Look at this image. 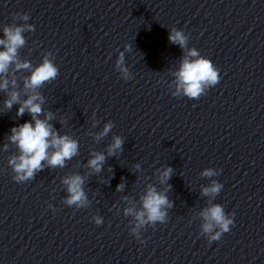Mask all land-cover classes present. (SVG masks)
<instances>
[{"label":"clouds","instance_id":"clouds-1","mask_svg":"<svg viewBox=\"0 0 264 264\" xmlns=\"http://www.w3.org/2000/svg\"><path fill=\"white\" fill-rule=\"evenodd\" d=\"M29 19L27 13H15L13 20L22 21V23L4 25L3 35L0 37V91L7 95L3 101V108L10 111L13 105L17 104L19 105L16 111L17 117L23 116L25 112L31 116L30 121L10 128V135L7 136L9 143L3 146L5 151L9 144L18 149V154L11 155L8 159V165L14 173L12 179L17 183L33 180L36 173L44 169L45 163L50 168L63 169L66 162L72 160L79 152V141L68 134L58 132L50 123L54 119V114L50 111L45 112L42 107L45 98L40 89L46 83L54 81L59 75V68L49 58L52 55L51 52L47 53L42 62L35 67L31 61L19 59L18 50L26 44L24 33L35 31V26L28 23ZM168 40L172 44L179 45L181 49H187L180 60L179 67L172 73L175 78V91L172 96L182 94L189 99L198 100L206 94L209 88L219 83L220 70L209 58L201 55L196 48H187L188 36L182 29L172 27L169 30ZM130 50L131 46L126 44L125 51ZM115 65L125 81L131 79L129 69L125 66L124 52L118 55ZM23 70H28L29 75L23 78L21 90L16 74ZM21 91L25 96L23 99H21ZM112 127L111 122L105 123L103 129L95 133V139L100 140L107 136ZM123 143L122 137L114 136L112 143L107 146L106 154L96 151L90 153L91 158L87 161V168L94 173L101 172L107 157L121 152ZM134 167L136 171H139L141 166L137 163ZM172 172L171 167L163 168L159 172L160 183H167ZM216 175L217 172L212 168L201 172L203 177ZM85 179V176L78 173L67 175L62 179L61 183L66 186L68 194L64 198V203L69 207L86 208L88 206L89 200L84 191ZM124 188L123 183L117 184L116 191L122 192ZM222 188L221 183L212 180L210 185L201 189V195L210 198L208 205L199 212V216L203 220L201 235L205 236L209 243L218 241L234 226L235 213H226L222 204L211 202ZM139 200V208L135 204L126 207L123 209V215L134 219V224L129 230L130 234L143 244L144 240L141 239L140 230L146 226H155L157 223H166L167 210L172 207V203L168 199L166 191H157L156 187L151 184L147 185L146 191L139 197ZM93 222L96 225H101L103 218L96 216L93 218Z\"/></svg>","mask_w":264,"mask_h":264}]
</instances>
